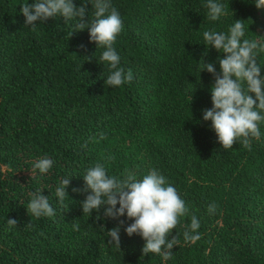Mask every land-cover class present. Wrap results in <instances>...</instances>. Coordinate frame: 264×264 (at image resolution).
Returning a JSON list of instances; mask_svg holds the SVG:
<instances>
[{"label": "trees", "instance_id": "1", "mask_svg": "<svg viewBox=\"0 0 264 264\" xmlns=\"http://www.w3.org/2000/svg\"><path fill=\"white\" fill-rule=\"evenodd\" d=\"M33 2L0 0V264H264V123L251 150L239 142L224 150L203 121L214 79L200 72L202 59L217 72L223 59L206 46L204 31L228 33L243 20L245 38L264 36V9L255 0H217L226 14L212 21L207 0H111L123 21L113 47L134 77L111 88L104 49L89 42L87 29L71 36L75 21L59 16L35 31L25 27L21 6ZM91 12L89 3L86 18ZM258 63L264 75V53ZM108 155L115 159H102ZM44 156L52 169L33 174ZM97 163L110 176L158 170L197 217L201 239L185 242L189 216L173 230L179 244L167 261L144 256L145 241L124 228L120 248L107 243L118 221L104 218L103 207L83 214L85 194L73 192ZM65 178L71 181L61 204L55 192ZM37 191L49 197L54 216L28 214ZM7 219L17 227L9 229Z\"/></svg>", "mask_w": 264, "mask_h": 264}, {"label": "clouds", "instance_id": "2", "mask_svg": "<svg viewBox=\"0 0 264 264\" xmlns=\"http://www.w3.org/2000/svg\"><path fill=\"white\" fill-rule=\"evenodd\" d=\"M89 3L92 12L91 17L86 18ZM254 4L258 10L264 9V0H255ZM225 7L217 0H207L208 18L217 21L226 14ZM21 13L25 17V27L32 31L36 30L38 23L44 24L57 16L62 17L64 22L75 21L71 36L74 32L87 29L89 42L94 43L96 48L104 49L100 59L108 64L110 71L105 85L116 88L133 80L132 71L125 72L120 66L121 58L113 47L123 30V21L111 0H83L80 7H76L74 0H34L32 4L22 5ZM245 24L243 20H236L228 33L215 30L203 33L206 46L223 54V59H218L219 72L213 63H205L203 59L200 72L206 71L214 79L210 90L212 107L202 110L203 121L211 122L217 142L224 150L232 149L238 142L251 150V142L260 139V124L264 123V75L258 63L259 54L264 53V36L245 38ZM79 48L86 50L84 45ZM100 139H104L103 134H100ZM87 143L82 147H87ZM102 159L111 161L115 157L108 155ZM53 164L50 157L44 156L33 164L32 173L38 170L39 174H46ZM82 177L83 187L73 188V192L85 194V199L81 201L82 213L91 216L95 211L99 214L103 207L104 218L118 221L117 227L107 231L110 237L107 243H115L120 248L119 233L124 228L129 237L138 235L145 241L142 248L144 256L158 254L167 261L172 257L173 248L179 244V234L173 235V230L181 225L182 218L189 216L190 224L183 225L185 242L195 243L201 239L197 217L190 213L189 206L175 186L158 170L151 169L142 178L128 169L120 176H110L105 165L97 163L88 168ZM70 181L65 178L56 188L55 195L61 204L68 198L66 188ZM41 193L31 194L26 207L28 214L36 218L54 216L56 212L49 197ZM217 208V204H209L208 213L214 215ZM100 218L97 215V219ZM17 224L16 219H7L9 229L17 227ZM73 227L79 230L78 224ZM25 228L31 229L32 224Z\"/></svg>", "mask_w": 264, "mask_h": 264}]
</instances>
